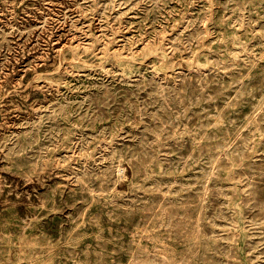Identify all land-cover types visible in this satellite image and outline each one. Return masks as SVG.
<instances>
[{
    "label": "rangeland",
    "instance_id": "374dc122",
    "mask_svg": "<svg viewBox=\"0 0 264 264\" xmlns=\"http://www.w3.org/2000/svg\"><path fill=\"white\" fill-rule=\"evenodd\" d=\"M0 264H264V0H0Z\"/></svg>",
    "mask_w": 264,
    "mask_h": 264
}]
</instances>
